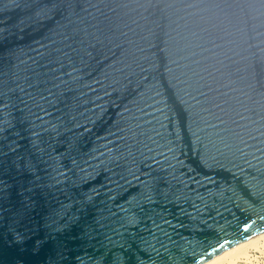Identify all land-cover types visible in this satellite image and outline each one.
I'll use <instances>...</instances> for the list:
<instances>
[{
	"label": "water",
	"instance_id": "water-1",
	"mask_svg": "<svg viewBox=\"0 0 264 264\" xmlns=\"http://www.w3.org/2000/svg\"><path fill=\"white\" fill-rule=\"evenodd\" d=\"M262 233L264 0H0V264Z\"/></svg>",
	"mask_w": 264,
	"mask_h": 264
},
{
	"label": "bare ground",
	"instance_id": "bare-ground-1",
	"mask_svg": "<svg viewBox=\"0 0 264 264\" xmlns=\"http://www.w3.org/2000/svg\"><path fill=\"white\" fill-rule=\"evenodd\" d=\"M251 251L264 258V233L257 235L244 243L216 256L205 264H239L255 261L258 257H252ZM253 259H252V258Z\"/></svg>",
	"mask_w": 264,
	"mask_h": 264
},
{
	"label": "rangeland",
	"instance_id": "rangeland-1",
	"mask_svg": "<svg viewBox=\"0 0 264 264\" xmlns=\"http://www.w3.org/2000/svg\"><path fill=\"white\" fill-rule=\"evenodd\" d=\"M250 254L252 255V257H258L259 259H256L255 261H252L249 263L241 262L239 264H264V258L260 257L259 254H257L256 252H253V251H251Z\"/></svg>",
	"mask_w": 264,
	"mask_h": 264
},
{
	"label": "clouds",
	"instance_id": "clouds-1",
	"mask_svg": "<svg viewBox=\"0 0 264 264\" xmlns=\"http://www.w3.org/2000/svg\"><path fill=\"white\" fill-rule=\"evenodd\" d=\"M244 243H246V241H244V240H240L238 246H242ZM257 259H259V258H257Z\"/></svg>",
	"mask_w": 264,
	"mask_h": 264
}]
</instances>
